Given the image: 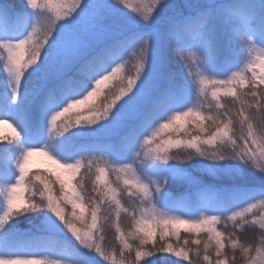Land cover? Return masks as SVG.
<instances>
[{
  "label": "snow or ice",
  "instance_id": "snow-or-ice-1",
  "mask_svg": "<svg viewBox=\"0 0 264 264\" xmlns=\"http://www.w3.org/2000/svg\"><path fill=\"white\" fill-rule=\"evenodd\" d=\"M7 121L0 264H264V0H0Z\"/></svg>",
  "mask_w": 264,
  "mask_h": 264
},
{
  "label": "trees",
  "instance_id": "trees-1",
  "mask_svg": "<svg viewBox=\"0 0 264 264\" xmlns=\"http://www.w3.org/2000/svg\"><path fill=\"white\" fill-rule=\"evenodd\" d=\"M10 2L20 3L21 0H10ZM128 61H129L128 64L125 66V68L122 70V72L117 74L118 76H128V77L134 76V74H135L134 64L136 62L135 57L132 56L131 54H129ZM176 71L181 72L182 69L179 66H177ZM118 82L119 81L116 79L109 82L106 86H104L103 93L104 94H110V92L113 90L118 91V89H115V85ZM105 98H106L105 95H101V97L99 99H97L95 102L100 103V101L104 100ZM81 111L87 112V109L83 108V109H81ZM181 135H183V134H181ZM15 137H16V135H12L9 133H3V134L0 133V142L5 141L7 139H14ZM30 169L31 170H40V171H56L57 170L56 166L52 163V161H50L46 156H43V155H35L32 157V160L30 163ZM174 191H179V189H174ZM228 230L231 231V224H229ZM181 236H182V239L183 238H189L188 234L184 233L183 231L181 232ZM241 239H242V241L243 240L252 241V240L258 239V237H257L256 233H254L252 231H248L246 233L241 234ZM105 242L109 245L117 243L114 239L113 231L110 227L108 229H106ZM173 243H175L174 239H173ZM171 258L173 260L179 259L175 256H172ZM147 259H154V257H152V258L146 257L145 260H147ZM182 264H187V262H182Z\"/></svg>",
  "mask_w": 264,
  "mask_h": 264
},
{
  "label": "rangeland",
  "instance_id": "rangeland-1",
  "mask_svg": "<svg viewBox=\"0 0 264 264\" xmlns=\"http://www.w3.org/2000/svg\"><path fill=\"white\" fill-rule=\"evenodd\" d=\"M132 3L136 4L137 0H132ZM126 11H128L132 15H136L135 13L131 12V9H126ZM18 131L19 130L15 127V125L12 123V121L0 122V133L1 134L9 133V134H12V135H16V133Z\"/></svg>",
  "mask_w": 264,
  "mask_h": 264
}]
</instances>
